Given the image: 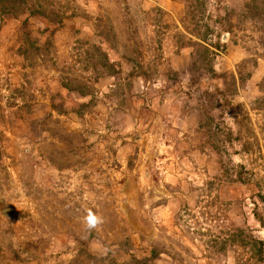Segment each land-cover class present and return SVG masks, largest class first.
<instances>
[{
	"label": "rangeland",
	"instance_id": "rangeland-1",
	"mask_svg": "<svg viewBox=\"0 0 264 264\" xmlns=\"http://www.w3.org/2000/svg\"><path fill=\"white\" fill-rule=\"evenodd\" d=\"M0 264H264V0H0Z\"/></svg>",
	"mask_w": 264,
	"mask_h": 264
},
{
	"label": "clouds",
	"instance_id": "clouds-1",
	"mask_svg": "<svg viewBox=\"0 0 264 264\" xmlns=\"http://www.w3.org/2000/svg\"><path fill=\"white\" fill-rule=\"evenodd\" d=\"M86 214L83 216V223L88 229L95 228L99 223H102V217L94 214L91 210H85Z\"/></svg>",
	"mask_w": 264,
	"mask_h": 264
}]
</instances>
